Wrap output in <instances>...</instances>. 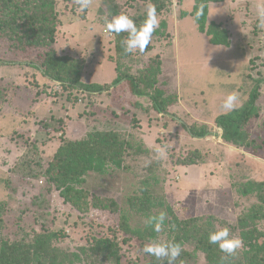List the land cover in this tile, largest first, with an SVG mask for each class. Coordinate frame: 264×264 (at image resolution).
I'll list each match as a JSON object with an SVG mask.
<instances>
[{"label": "rangeland", "instance_id": "374dc122", "mask_svg": "<svg viewBox=\"0 0 264 264\" xmlns=\"http://www.w3.org/2000/svg\"><path fill=\"white\" fill-rule=\"evenodd\" d=\"M192 4L89 0L81 12L76 0H56L51 46L56 55L77 59L82 82L106 86L115 79L117 64L122 72L137 75L157 58V87L170 102L163 114L153 109L149 97L133 94L124 79L101 93L61 86L34 67L43 60L44 48L13 52L0 39V60L16 61L0 63V237L19 240L25 232H40L43 224L56 233L54 244L65 250L81 251L98 237L114 242L119 263L85 258L81 264H152L141 239L120 231L116 213L77 210L46 183L45 170L57 147L94 131H113L130 145L119 156L121 167L111 164L103 173H87L81 186L84 200L94 195L128 209V198L147 184L180 219L211 216L217 228L228 227L236 236L233 226L240 217L254 205L264 210L260 195L247 187L250 181L264 184V23L257 16L264 0L210 5L207 23L227 28L229 46L211 44L197 29ZM149 5L159 21L151 42L143 53L122 55L117 34L106 29L105 20L125 13L140 26ZM257 82L259 111L246 126L252 144L224 141L215 124L224 111L222 101L236 92L243 105ZM184 124L206 126L209 133L192 137ZM156 146L166 147L165 158L155 159ZM145 220L129 213L132 227L142 230ZM256 224L264 231V217ZM197 260L205 264L201 252Z\"/></svg>", "mask_w": 264, "mask_h": 264}, {"label": "trees", "instance_id": "16d2710c", "mask_svg": "<svg viewBox=\"0 0 264 264\" xmlns=\"http://www.w3.org/2000/svg\"><path fill=\"white\" fill-rule=\"evenodd\" d=\"M159 1V0H158ZM191 15L200 32L208 36L213 45L229 46L228 30L222 23H207L210 3L224 0H192ZM58 12L56 0H0V39L6 41L13 52H23L27 49L44 48L45 55L40 64L34 67L51 81H56L66 88L80 90L86 93H101L110 86L125 80L133 94L147 96L152 107L158 113H166L169 101L161 97L157 87L160 75V61L151 59L148 64L138 71L137 75L125 73L117 64L116 77L111 85L99 83H84L80 80L81 64L70 56L56 55L51 48L55 42ZM127 33L116 35V47L122 55L124 51L122 40ZM15 60H0V63H15ZM20 63V62H18ZM258 84L250 91L247 101L228 114H219L215 124L220 128V137L239 146L249 147L252 140L246 126L259 111ZM185 130L192 137H205L209 130L206 126L185 125ZM130 145L113 131H94L86 138L76 141H64L56 149L45 170L46 183L54 187L63 200L80 211L92 209H108L118 215V228L123 233L141 239L143 246L151 240H171L179 243L182 252L177 264H199L197 254L201 252L205 264H264V231L257 227V221L264 217L261 204L252 206L246 215L240 217L233 226L238 236L243 240L244 247L235 255L227 256L219 248L208 242V234L217 229L211 216H196L180 219L164 197L145 184L139 192L128 198V209H122L115 203L107 202L96 196L84 200L81 188L85 176L90 171L103 173L113 164L121 167L119 157ZM262 182L250 181L247 185L249 192L260 195L264 204ZM50 190V188L48 189ZM248 193L247 190H243ZM262 194V195H261ZM37 206V199L34 200ZM115 204L114 207L112 205ZM146 219L149 215L160 212L166 213L163 229L157 233L152 226H144L142 230L129 224V213ZM1 227V222H0ZM54 231L41 224V231L32 235L25 232L19 240H9L0 237V264H81L83 259L98 258L119 263L114 242L108 237H98L93 244L74 252L58 247L53 242ZM152 264H158L155 257H150Z\"/></svg>", "mask_w": 264, "mask_h": 264}, {"label": "clouds", "instance_id": "9594fccd", "mask_svg": "<svg viewBox=\"0 0 264 264\" xmlns=\"http://www.w3.org/2000/svg\"><path fill=\"white\" fill-rule=\"evenodd\" d=\"M81 12L89 7V0H76ZM257 16L261 23H264V6L257 9ZM159 21L156 9L149 5L146 10V19L137 26L132 17L125 13H119L105 20V27L109 32L120 34L127 33V38L122 40V45L126 53H143L152 39L153 32L158 28ZM236 92L229 93L222 101L221 107L224 110L222 114L226 115L235 109L242 107V102ZM155 159L166 157L167 151L165 146H156L152 149ZM150 163V161H149ZM166 213L160 212L156 215H149L145 220V225L152 226L157 233L163 229ZM208 242L216 245L219 250L227 256L235 255L238 250L244 247L243 240L230 233L228 227H219L209 232ZM143 252L153 256L158 264H177V259L182 252L179 243L171 240H151L143 246Z\"/></svg>", "mask_w": 264, "mask_h": 264}, {"label": "crops", "instance_id": "0c3cea01", "mask_svg": "<svg viewBox=\"0 0 264 264\" xmlns=\"http://www.w3.org/2000/svg\"><path fill=\"white\" fill-rule=\"evenodd\" d=\"M222 2H223V1H222ZM211 4H213V3H210V4H209V10H210V5H211ZM209 10H208V13H209ZM207 16H208V15H207ZM218 23H220V22H218Z\"/></svg>", "mask_w": 264, "mask_h": 264}]
</instances>
